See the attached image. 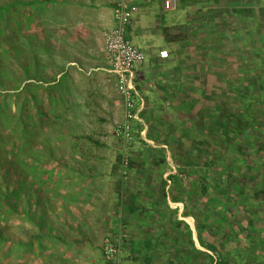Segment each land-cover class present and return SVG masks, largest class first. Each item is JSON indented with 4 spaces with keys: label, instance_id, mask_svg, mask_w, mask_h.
<instances>
[{
    "label": "rangeland",
    "instance_id": "374dc122",
    "mask_svg": "<svg viewBox=\"0 0 264 264\" xmlns=\"http://www.w3.org/2000/svg\"><path fill=\"white\" fill-rule=\"evenodd\" d=\"M16 1L0 0L13 5L0 19V64L7 72L0 103L7 95L10 115L0 128L9 144L18 139L26 146L28 166L33 141L39 162L33 174L24 173V186L13 169L0 179V199L6 188L20 189V199L11 201L18 211L6 200L0 208V264H207L217 253L200 245L198 228L231 264H264V161L229 145L214 119L234 116L241 93L260 92L252 79L264 81V0H176L178 10L169 12L168 0H128L150 28L158 21L163 34L167 29L169 38L180 39L167 42L166 60L158 57L161 48H150L138 71L144 109L129 145L117 135L124 108L113 79L102 71L109 67L102 42L91 47L92 65L70 71L67 48L55 44L65 25L58 24L52 0L30 6ZM152 7L161 12L151 14ZM49 86L58 91L52 105ZM35 92L51 121L31 140L22 127L10 128L18 108L23 126L40 122ZM258 120L264 140L259 111ZM220 157L233 167L230 204L236 201L223 210L212 202L216 193L204 194L201 179L205 164Z\"/></svg>",
    "mask_w": 264,
    "mask_h": 264
},
{
    "label": "trees",
    "instance_id": "16d2710c",
    "mask_svg": "<svg viewBox=\"0 0 264 264\" xmlns=\"http://www.w3.org/2000/svg\"><path fill=\"white\" fill-rule=\"evenodd\" d=\"M49 1L50 0H33V1L20 2V0H17L16 2H14V4L16 6H19L22 4L27 5V6L38 5V4L42 5V4L49 3ZM11 8H13V5L11 4L6 5V6L3 4H0V19H2L4 17V14H6ZM164 34H165V38L167 42L174 43V42L180 41V39L176 37L169 38L170 35L167 29L164 30ZM8 43L9 42L6 41L4 42V45H8ZM13 48L16 52H20V48L18 46H14ZM35 62L38 65V63L40 62L39 58L38 59L36 58ZM6 73H7L6 67L3 64H0V90H1V87L5 83L4 77ZM66 78H67V75L65 76V80ZM252 80H253L252 85H255L254 84L255 82L260 92L258 94L250 92L249 96L247 92L246 94L241 93L239 96L240 97L239 98L240 108L235 111L234 116H232L231 118H227V115L217 114V116H214V119H215V125L218 126V131H220V133L223 135L224 138H228L230 140L229 145H234L236 149H240V150L245 149L247 152H249L250 155H252V157L256 156L257 157L256 162L260 164L261 162L264 161L261 155L262 152L264 153V140L261 137L260 138L258 137L259 133L257 131L258 129H260V125H263L258 120V111L260 112V116L264 117V103L262 104L264 100V93L262 91L264 89V81L262 79L261 81H259V85H258V81L256 82L255 79H252ZM35 87L38 88L39 84L36 83ZM49 87H50V91H49L50 100L48 104L52 105L55 102L52 96L54 95L55 92L57 93L58 91L55 90L54 86H49ZM68 91L69 89H66L65 93L67 94ZM36 93L37 92L34 93V96L32 97V101L34 103L35 111L40 112L39 113V118L41 116L40 122L32 124L31 125L32 128H29L28 126H23V121H24L23 114L22 112L19 111V108H18L16 114L13 115L14 120H12L16 126L13 125L10 128V133H13L15 129L18 126H20L22 127L21 131L23 132V134H25L31 140H34L35 138L40 137L39 135H42L45 127L47 129V126L49 122L51 121V119L50 118L46 119L47 113H44V112H46L47 107H45V109L40 108L39 104L37 103L38 99L36 97ZM16 96L17 98H19V93ZM5 99L6 100L8 99L7 95L3 96V102L0 103V125L4 121V119L10 118V115H8V113L5 110L8 108L5 106L6 105ZM60 100H61V97L57 98L56 101H60ZM42 101L44 102V100ZM2 109H4V112H2ZM222 112H225V111L222 110ZM233 117L234 118L241 117V122H243V124L241 122L234 123V124L229 123V119H234ZM140 127L142 128V126ZM37 128H39V131H37ZM141 128L140 130H138V136L141 133ZM5 134H6L5 129L0 128V179L6 180L7 175L9 174L11 169H13L18 178L17 184H19L20 186H24L23 185L24 181L22 180V177H25L24 173H27V175L33 174L35 172L34 164H37L39 162L33 150L34 146L33 145L31 146V144H33V141H30L31 143L29 146V149L32 152L28 154L29 159L32 160V164L28 166L25 163L26 156H27V154L25 153L26 146L17 145V144H21V140L18 142V139L16 141L17 144L15 143H13V145L9 144V142L7 141L8 137ZM16 146H20V147L17 148ZM8 147L9 148L11 147V150H8L9 149ZM199 147L201 146L199 145L198 148ZM205 165L206 166L203 167L204 172L201 175V179L204 182V185H203L204 194L205 193L207 194L208 192H210V190L216 193L217 197H215V199H213L212 202L217 201L216 205L218 207H221L222 210L224 207L229 208L232 205H234L236 201L230 204V200H233L230 198V195H231V192L234 191L233 190L234 178L229 175L230 172L233 170V167L229 166V164L226 162V159L224 157H220V159L215 161V163L213 164H209L207 162ZM28 167L29 168L31 167V170H28ZM2 170L5 171L4 174L2 173ZM171 178L174 179L175 176H172ZM34 181L37 182L36 178ZM10 189L11 188L9 187L6 188V190H8L7 195L3 196L4 198L0 199V208H3V209L5 208L4 204H2V201L6 200L7 201L6 205L11 210L18 211L17 206L11 201L12 199H20V196H19L20 189L19 187H16L14 188L13 192H9ZM2 195L3 194L1 192L0 196ZM178 225H184L185 228H187V230L190 229L189 225L184 221H179ZM220 225H223V224H220ZM198 233H199L200 245L212 253H217V256H208L209 258H208L207 264H231L228 254L219 252L218 248L215 245L206 244L204 242L203 237H202L203 236L202 229L198 228ZM189 235H191L190 232H189ZM0 239L4 240L2 234H0ZM198 252L200 254H206L201 251H198Z\"/></svg>",
    "mask_w": 264,
    "mask_h": 264
},
{
    "label": "crops",
    "instance_id": "0c3cea01",
    "mask_svg": "<svg viewBox=\"0 0 264 264\" xmlns=\"http://www.w3.org/2000/svg\"><path fill=\"white\" fill-rule=\"evenodd\" d=\"M120 1L121 0H52L51 7L57 12L56 18L58 24L65 25V27L58 28V41L55 44L57 47L60 44L61 47L67 48V54L65 56L67 58L66 66L68 70H70L69 67H72L71 70L77 69L84 71L88 68L89 64L92 65L91 47H95L97 42H102V53L105 52L106 37L114 28L113 9ZM132 1L135 2L138 0ZM144 3L145 1L142 4ZM132 4L137 5L136 3ZM149 12L156 15L161 11L156 8L153 10L152 7L149 8ZM145 20L146 17L139 12L132 22L129 28V35L133 43L139 46L146 55L152 47L161 48L160 51L167 50L168 43L161 27H159L161 24L157 21L153 29V27H149L148 22ZM163 27L167 28L169 26L166 23ZM63 39L64 41H61ZM58 49V54L63 55L64 51L60 48ZM158 57L161 59L159 55ZM108 68L107 65L102 66V71L107 72ZM140 69L141 67L139 70ZM67 78H70V73H67ZM71 93L72 90L69 88L68 94L71 95Z\"/></svg>",
    "mask_w": 264,
    "mask_h": 264
},
{
    "label": "built area",
    "instance_id": "2783aa9c",
    "mask_svg": "<svg viewBox=\"0 0 264 264\" xmlns=\"http://www.w3.org/2000/svg\"><path fill=\"white\" fill-rule=\"evenodd\" d=\"M166 11H177L176 0L165 2ZM140 8L126 0L120 1L113 9L114 28L106 37L105 54L109 60L107 72L115 83V88L121 97L124 118L118 126L117 135L125 145L134 140V126L141 123L144 101L139 93L138 71L146 62V53L130 38L129 28ZM169 52L162 50L161 59L169 58ZM125 166L128 161L125 159Z\"/></svg>",
    "mask_w": 264,
    "mask_h": 264
}]
</instances>
